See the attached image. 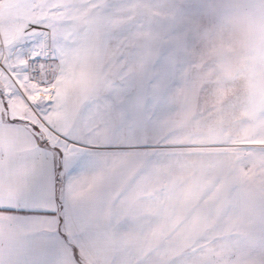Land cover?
Segmentation results:
<instances>
[{"label": "snow or ice", "instance_id": "obj_1", "mask_svg": "<svg viewBox=\"0 0 264 264\" xmlns=\"http://www.w3.org/2000/svg\"><path fill=\"white\" fill-rule=\"evenodd\" d=\"M0 264H264V0H0Z\"/></svg>", "mask_w": 264, "mask_h": 264}]
</instances>
